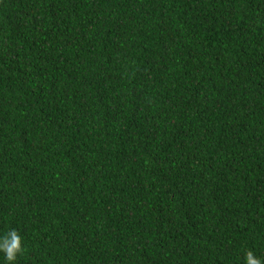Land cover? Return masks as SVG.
I'll return each mask as SVG.
<instances>
[{
	"label": "trees",
	"instance_id": "1",
	"mask_svg": "<svg viewBox=\"0 0 264 264\" xmlns=\"http://www.w3.org/2000/svg\"><path fill=\"white\" fill-rule=\"evenodd\" d=\"M10 228L15 264L264 260V0H0Z\"/></svg>",
	"mask_w": 264,
	"mask_h": 264
},
{
	"label": "clouds",
	"instance_id": "2",
	"mask_svg": "<svg viewBox=\"0 0 264 264\" xmlns=\"http://www.w3.org/2000/svg\"><path fill=\"white\" fill-rule=\"evenodd\" d=\"M22 241L23 237L16 229L0 233V253L3 254L0 264H15L17 256L25 251ZM244 264H264V260L248 250L244 253Z\"/></svg>",
	"mask_w": 264,
	"mask_h": 264
}]
</instances>
